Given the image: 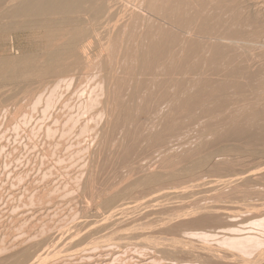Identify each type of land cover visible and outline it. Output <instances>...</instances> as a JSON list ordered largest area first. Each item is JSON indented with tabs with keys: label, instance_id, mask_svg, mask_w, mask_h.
Listing matches in <instances>:
<instances>
[{
	"label": "bare ground",
	"instance_id": "bare-ground-1",
	"mask_svg": "<svg viewBox=\"0 0 264 264\" xmlns=\"http://www.w3.org/2000/svg\"><path fill=\"white\" fill-rule=\"evenodd\" d=\"M3 35L10 36L9 41L12 43V45L14 44V39L20 36L26 45V49H25L26 51H24V53H22L21 55V53H18L20 52L21 49L15 48L13 45L11 47L14 50L16 49L15 51L20 55L18 54L17 56L11 55L9 57L0 56V103H7L11 99L10 97L11 94L8 95L7 94L8 91H6L9 89L10 90L13 89L15 93L19 91V92H23L24 94H27L26 96L34 97L37 93L38 94L47 93V92L50 93V92L56 91L57 89L60 90V88L63 87L64 85H69V86L74 85L75 90L78 89L82 91L85 88L84 84L86 83L87 85V83H90V85H87V86L89 87L92 85L90 87L91 92H89V95L91 94L92 97L89 96L91 97L90 98L91 100L89 103L85 105L84 108L91 109V108L96 107L94 113L92 114V116H90L91 118L94 115H99V116L104 115L105 117H107V120H105L106 121L105 124L104 125L102 124L103 127L102 128L100 127L101 128L99 130L100 132L98 131L97 133V135L100 138L97 137L98 138L97 142L96 141L95 142L97 143L98 146L97 145L96 146L98 148L103 147V146L107 148L106 143H108L107 140L109 138V134L111 133L110 132L111 130L109 131L110 133L108 132V130L113 129V128H117V129L121 128L124 130V132L122 131L124 133L122 137L125 138L123 139L124 141L120 139L122 138L120 137V135L118 138V141L120 142V144L118 145L120 146L121 142L123 141V144L121 146L123 147L122 149H125L123 150L124 154H121L122 155L121 157H123V155L124 157H127L128 155L127 151L129 150V148H132L134 146L133 149H135V145L142 141L143 143H145L146 145L145 147L148 149V150L146 149L148 151V154H150L149 151L151 153L153 152V154L155 153L154 156L156 155L155 158L156 157L158 158L157 159L158 163H155L156 159L152 157L153 154L150 155L152 157L150 158L154 159V163H155L154 166H156L155 168L154 167L151 168L153 165L152 162H151L152 165L150 164L151 167L146 168L144 167L145 165L137 166L139 165V163H137L139 162V160H137V162L135 161L137 165L133 164V166L135 165V168L137 166L138 170L137 168L134 169L133 166L132 167L130 166V167L133 168L132 170H137V173L140 170L139 173L141 174L140 175L138 174L139 176L136 175V178L134 176V179H131L130 176H133V173L136 172V171L134 172L132 171V175L130 176L124 175V177H129L131 180L126 182L125 180L122 179L123 180V183H121L122 187L117 188V189H114V187H110L111 188L110 190L109 185H108V188L106 187V189H109V192L107 190L106 192L105 189L103 191L101 190L102 193L104 192L105 194L103 193L104 196L101 195L103 196L102 199L101 200L99 199L97 201H100L99 202L100 206L98 205L99 206L98 208L100 210V207H101L100 211H102V213H100L99 210L96 213L94 212L95 214L92 212L94 216H92L91 218L90 215H87L88 210L83 211L85 212V214H83L84 216L82 215L83 219L82 220L80 219L81 218V215H80V218H78L77 221L79 219L81 221H79L77 224L75 223V225H73L74 222L73 224H71L72 226H75L74 227L75 229L73 227H70L71 225L68 227V230L69 228L70 229L73 228L74 232L72 229L71 234L68 235L66 233L68 235V238L64 235L66 237V239L63 241L64 244L62 243L64 247L61 246L63 247V249H61V247L59 246L60 250H64L66 247L72 250L76 249V247L81 246V244L84 241L87 240L89 242V239L93 240L95 238L94 236H97L100 241V238H103L104 235H101V236H98V235L100 233L108 231L109 229H110L109 231H112V232H110L109 234L108 233L106 234H108V236L111 235V233L113 234V230L111 229V226H113L114 228V226L118 224L121 225V223L124 222L123 215L125 216L126 214H129V215L132 214L134 216V214L137 211L140 212V210L146 209L144 212V216L142 214L139 216L137 215V216L138 217L143 216V219L141 218L142 221H144L145 217L149 218V216H156L154 217V220L151 217L152 218L151 223H154L156 226L152 224L155 227L154 228L151 227V229L153 228L152 230L148 229L149 232L150 230L152 232L153 230L156 229L158 230L160 234H164V233L170 234L171 233V235L174 236V238L171 236L172 239H167L166 235L164 234L165 238L168 241L166 239H164V241L159 239L160 244L156 243V240H158L157 238H155L156 240L154 239L155 240L154 241V240H151L152 237H149L148 239L151 238L149 242L152 243L150 244L148 241H147L148 243H146L145 241V239L147 240L146 237H142L144 239L143 241L145 244L149 246L153 245L152 247L150 246L154 250L153 252H155L153 254L157 255L158 253H161L164 255L163 258H161V261L168 260L169 262L168 264H182L183 262L187 260L186 261L187 263L190 262V264H193L191 262L195 263V261H191V260L188 261V260L190 258L191 259L194 258V260L198 258L196 260V263L198 264V260L201 258L199 262H201L202 259H204L203 260L204 264H226L228 262L227 259L231 257V255H228V253L233 254L232 251L231 252L227 251L228 253H226V251L223 248V251H225V253L224 252L221 253V251H219L220 247L217 248L216 246V248L218 249L217 250V249H214L215 247L212 248V246L206 247L205 246L206 244L204 246L203 245L200 246L202 242L201 244H198L199 245L198 247H197V244H195L196 246L195 247L194 245H191L193 242L191 243L188 240L184 239L186 236L182 238V233H184V231L187 232V230H185L184 228L185 224H186V229L187 227H189L188 230L190 231L191 227L187 226L189 224L190 225L194 224L193 226L191 225L192 227H195V226L198 227L199 225H203L205 223L210 224V222L211 223L217 222L219 218L223 219L222 221L226 223L225 226H227L229 222L228 227L229 226L235 227L234 224L236 222H239V220H241L238 214H240L242 211L240 213L238 211L241 210V207L243 205L240 206L239 208L240 210L236 211L237 208H234V207H236L237 205L235 206L231 203L233 202V199L236 197L234 198L230 197L232 201L231 199L228 198L230 193H231L230 195L232 196V192L230 193L228 192L229 194L226 192V195L228 194L227 198L229 201H231L230 204L234 206L232 207H233V210L235 209L234 211H236V214L233 213V215L235 216L237 215L236 217H239L238 221L234 219V216L233 218L228 216L227 215L228 211H226V214H225V211H223L222 212L223 214L218 216L219 213L216 212L218 211V209L214 208L215 205L214 206L212 205L213 207H211V205L207 206V204L209 203L207 200H205V202L207 201V204L205 202L200 201V204H199L200 207L198 205V201L195 200V202L197 201V204L195 203L194 204L197 207H199L197 208L198 210L197 213H200V215H203V216H199V218L197 219L193 220L191 218L192 220L190 219L188 220L189 217L193 216L194 214H197V213H193L196 211H191V210H195V209H192L193 204H191L190 205L191 208H189L192 214L189 213L190 211H188V209H187L188 213L183 212L184 214L182 215L176 214L177 216H175L174 218H171L172 216L170 217V216H167L166 214L173 211V210L170 211L169 208L170 207L174 208L173 206H171L173 205V203L171 204V202H174V200L176 199L180 198L181 200L183 199L187 201L189 197H190L189 200H191V197L193 196L195 197V195L198 198L200 196L199 194L201 193L203 197L204 196L206 197V195L203 192L213 193L215 191L214 193L216 194V192L220 190V186L221 187L224 186L223 189L224 188L226 189L225 187L226 185L233 184L232 182L237 180V179L233 180L230 178L228 179L226 174L229 171L226 172V168H225L224 172L226 173L225 176L227 179H222V180L218 179L215 181L214 179L215 177L214 178L210 177L212 181H210L211 180L210 179L208 182H206L205 180H204L205 182L204 181L202 182V180H200L201 179L200 177L201 176L203 177V175H201L203 170L205 168L206 169L211 168L212 166L214 167V164L211 165V161L213 158H216L218 156H220L221 158L222 156H226V157L233 156L234 158V156L235 157L238 156L237 158L242 159L243 156L251 157V158H257V157L264 156V147L262 146L264 145V0H136L132 2H128L126 0H0V38ZM83 92L85 91L83 90ZM18 93L16 96H18ZM61 93L62 92H60V94ZM58 94H55V97L56 96L58 97ZM65 96H66V93H65ZM14 100H16V97ZM35 100L37 101V98ZM52 100H50L51 103H53ZM65 100L63 101L65 102ZM31 101H33V99ZM56 102H57V99H56ZM59 103L61 102L59 101ZM13 104H14V101H13ZM54 104L55 103H53L51 106H53ZM56 105L58 104L56 103ZM99 119H96V120H99ZM103 120H104V117H103ZM63 121L65 120L63 119ZM12 124L10 125L12 126ZM89 124H90L89 127L91 126L92 128H94L93 127L94 123L91 124L90 122ZM195 126L197 127V131L195 130V132H198V134L195 133L196 135L194 134V136L196 137L197 140L199 141L203 140L204 136H207V135L212 136L214 140H211L213 139L212 137L211 139L208 137V139L211 140L210 143H209V140L207 139L208 143L205 144L204 143L206 141V138H205L204 142L202 141V143H199V142L195 143L197 145L194 148L188 149L187 147L188 145H186L187 149L183 148L184 151L175 150V149H178L183 144L185 146V142L187 140L186 133L188 131H191L189 129L190 128L192 129ZM142 127H144L145 131L147 130V128H149V132L151 131L152 132L147 133L146 135L145 133L142 134V132H144V130H142L143 129ZM96 129H98V126ZM113 130H112V133H113ZM95 132L97 131L95 130ZM116 134H118V132ZM97 135L95 134V136ZM43 137H44V134H43ZM115 137L117 136L115 135ZM195 137H192V139L194 138L195 140ZM194 140H191V141H194ZM238 141L243 142V143L245 142V143L241 146L239 145ZM258 142H261L263 144L261 145V143H258ZM190 143L192 146L194 145V143L192 142ZM256 143L258 145L260 144L262 147H257ZM118 145L117 147H119ZM140 146L141 145L139 144V146H136V147H139V149L140 148L142 149V147ZM253 146H256L257 148ZM114 147L116 148V146ZM120 149L121 147L119 148V151ZM137 149L138 148H136L135 150L137 151ZM110 150L111 148L108 150V152ZM131 151L129 150V152ZM177 151H179V153ZM116 152L117 151H114L115 154L113 155L115 157H116ZM97 153L98 152L96 151L92 153L93 155L91 156L90 163L93 164L95 162L94 158L97 157L96 156ZM120 153H122V151H120ZM134 154H132V157ZM145 154H147L146 151H145ZM129 155L131 154L129 153ZM98 157L96 159H98ZM130 158L127 160V162L125 160L126 158L125 159L122 158L125 160L122 165L129 166L128 164L132 161L131 160L129 162ZM237 158L235 162H237ZM249 159L250 158H248V160ZM118 160L119 159H117V161L115 162H117V164H119L118 166L120 167V163H118L119 162ZM133 160H136V159H133ZM86 161H89V160L87 159ZM121 161L123 162V160ZM146 161L149 162L148 160ZM216 161L217 159H215L214 163H216ZM220 161H221V164L224 162V160L223 161L220 160ZM238 161L240 162V160ZM243 161L244 163H246L245 160ZM249 161H247V163ZM217 162L219 163V161ZM252 163H254V161ZM220 166L219 167L215 166L216 167L215 170L217 168H220L221 170ZM250 166H251V162H250ZM213 167L211 169H213ZM230 167L228 168L231 170ZM256 167L254 168L258 169L256 170L257 172H260V174L263 173L259 171V168H256ZM131 168H129V171L131 170ZM251 169L252 168H250L249 170ZM233 170L234 168H232V171ZM249 170L247 169V171ZM210 171H207V173H203V174H208L209 176ZM216 171H219V170H216ZM213 172L211 174H213ZM224 172H220L221 176H223L222 174ZM137 173H134V174H137ZM220 173H219V176H220ZM236 173L238 172L236 171ZM250 173L251 171L248 174L247 172L246 173L240 172V174L242 175L244 174L243 176L245 177L253 175ZM199 175L201 176L199 177ZM230 175H232V173H230ZM255 176H256V173H255ZM204 177H207V176L205 175ZM204 177L202 179H204ZM254 177L252 176L253 179H256V177L255 178ZM252 178H250V181L253 180ZM262 178L264 177H261L260 180ZM185 179L187 180L192 179V180H189V182L191 181L192 182L194 181V182L193 184L188 182L189 184H191V186H189L186 183L187 181L185 182ZM91 180H92V177H91ZM91 180L90 179L89 181L87 180L84 186L85 189L83 188L84 190H89L91 192V185L93 183ZM182 180H184L186 187L185 185H183L184 182L182 184L184 187L175 186V184L179 183L180 181L182 182ZM242 180L244 181L245 178ZM260 180H258L259 182L258 184H260V182L263 184L264 179H262V181ZM119 181L121 182V180ZM124 181H125V184H124ZM239 181L240 183L243 182V181L241 182V180ZM247 183H244V187L246 186L245 184ZM255 183L257 184V182ZM262 184L260 185L263 188ZM260 185L259 186L257 185V186L260 188ZM240 186L241 185H239V187ZM250 186H251V183H250ZM231 187L228 188L227 186L229 190ZM246 187L245 189L249 190L248 189L249 186L247 188ZM250 188L252 189V186ZM228 189L225 191H229ZM233 190L235 191L234 187H233ZM247 190L244 191L245 194ZM101 191L99 192L100 194H102ZM135 192H140L141 194L142 192L143 193L146 192L145 193L146 195L143 194L144 197L141 196V198L138 199L139 196L137 197V196L132 195ZM99 193L97 194L98 198L100 196ZM140 193H138L137 195H141ZM224 193L225 192L223 190V194ZM233 193L234 195H236L235 192ZM251 193H253L252 195H256V196L257 194L260 195L259 192L257 194H254V192H251ZM251 193H249V195ZM223 194L221 195L223 197H226ZM252 195L250 197L255 198ZM132 196L135 198L137 197V198L133 200ZM205 197L202 200H204ZM208 198H211V197H208ZM227 198H224V199L228 201ZM237 198L234 200H237ZM252 198L246 197L245 199L246 200L249 199L250 201V199ZM260 198L258 199L260 200ZM218 199L220 200V198ZM224 199H222L223 202H224ZM258 199H257V203H259ZM189 200L188 202H190ZM168 201L170 203H168ZM192 201L193 200H191V202ZM211 201L210 203H213V204L217 203V202L214 203L213 201L212 202ZM226 201L225 203L226 205H228ZM188 202H185V204L187 203L186 205L189 206ZM201 202L203 206H204L203 203H205L206 206L201 207L202 206ZM223 202L221 201V204ZM263 202L264 201L262 200V203ZM235 203L236 201H234V204ZM183 204H184V201H183ZM263 204H261L260 202V205L264 207ZM196 206H193V207H196ZM247 206H248V211H249L251 205L248 204ZM247 206L245 207L247 208ZM180 207L181 206H179V203H178V208ZM183 207L185 209V206ZM167 208L169 212L165 214L166 216L163 214L164 217L163 216L161 217L162 212L165 213L164 211H166ZM216 208H221V207L219 206ZM243 208L244 207H242V209ZM184 209H179L180 211L177 210L178 212L175 211L173 214L179 213V212H180L179 214H181L182 213L181 211L186 210ZM214 209L216 211H214ZM226 209L227 208H225V210ZM257 210H254V211L257 212ZM259 210L264 211L263 208L261 209L259 208ZM252 213L254 212H251V215L249 216L247 215V216L248 217L252 216ZM171 214L172 212L170 213V215ZM209 214L213 215V217L209 218L208 217ZM133 216L129 218H133ZM252 217L253 219H256L254 217H258V216H252ZM262 217H263V214H262ZM129 218L127 220H129ZM211 218H214L213 221L210 220ZM229 218L234 219L236 222L234 221L235 223L233 224V222L231 221L233 225H230ZM145 219L146 220L143 223H145V226H146L148 222L150 223V219L149 221L147 220V218ZM152 220L154 222H152ZM178 220L182 222H179ZM132 221L135 222L136 217H135V220L133 219L130 221L131 222L130 224H133ZM137 223L138 225L136 223H134V225L136 224L137 226H139L140 225L139 220ZM224 223L222 225H224ZM195 224L197 225L199 224V225L197 226ZM215 224L213 225V227L217 228ZM244 224L245 223L242 224L241 222V225H244ZM237 225L239 224L236 223V226ZM128 226H131V225H129L128 223ZM128 226H127V230H128ZM137 226H135V228H137ZM117 227H123V226L118 225ZM140 227L141 229H137V230L142 231L144 229V224H143V227L142 225ZM209 227L211 228L212 226H209ZM218 227H220V225ZM65 228L67 229V227ZM202 228L203 227L201 226V229ZM210 228H207V229L209 230ZM117 229L115 232L119 233ZM194 229L191 228L192 231ZM203 229H205V227ZM225 229L226 227H224V230ZM231 229L233 230L234 228H231ZM121 230L122 229H120V232ZM132 230L133 232L135 231V229H132ZM200 230L199 232H201ZM211 230L212 228L210 229V232ZM220 230H221L220 233L217 232L219 235L218 234L216 235V233H212V232L211 234L221 237L220 243L222 245H225L227 248H229V250L231 249V250H235L241 253L242 255H244V257L245 255L248 256V254H249V257L250 255L255 257V255L252 254L253 252L251 254L249 253V250L251 249L254 251V253H256V251L253 248L257 245H261L262 243V242L260 243V240H257V236L256 238L253 237V235L257 232H255L253 235H250V232H253L250 230H253V229L249 228L250 232L248 231L247 234L241 233L242 235L236 234L237 236L235 237L234 235L229 237L230 235L226 236L228 233H226L224 230L222 231V228ZM226 230L230 231L228 230V228ZM235 230H236V227H235ZM242 230L239 229V233ZM204 231H206V229ZM127 232L128 231H126V234ZM131 232H129V234H131ZM140 232L137 234L133 233L135 234L133 235L134 238L135 236L138 238L136 239V240H139L138 243H140L141 241V237L139 239L138 236H142L141 233H143L144 230L143 232L141 233ZM145 233H146V230H145ZM145 233L143 234L145 235ZM48 235L49 233L47 234V237ZM156 235L158 237L161 236L159 234H156ZM176 235L179 238L178 237L176 238L175 237ZM108 236L106 238H108ZM151 236L156 237L153 234ZM55 237H58V233H57V236ZM119 237L121 238L120 240L123 239V236H119ZM258 237H261V235ZM48 238L41 241L38 237V239L40 240V242L36 241L38 243L36 242L33 243L31 241L32 242L31 244L29 242L30 245L27 244L28 246L24 248L18 247L16 250L14 249L10 255L7 252L6 256L4 257L3 256L4 254H3L2 256H0L2 257L0 258V264H43L42 263L43 261L45 263V258L47 261V255L49 257V252L47 251L48 248L47 250H46V247L44 249V246L50 239H54V237L52 235V238H50L49 240ZM129 238L126 240H129ZM162 238L164 237L162 236L161 239ZM95 239L94 241H97V239L96 240ZM110 239L112 240L114 239V237H111ZM114 240L119 241L118 236ZM161 241L165 242L166 244L165 243L161 244ZM56 242L59 243L60 240L55 241L54 243ZM54 243L53 245H55ZM132 244H135V243H132ZM53 245L51 244V246ZM261 246H264V245H261ZM52 249H53L52 247L51 249L49 248V250L53 252L54 250ZM146 249H149V248L146 247ZM67 250L65 249L64 251H67ZM64 251H62V253H64ZM138 251L139 250H137V252ZM77 252H76V255H77ZM87 253H91V252L87 251ZM239 253L238 254L236 253V255L239 256L240 255ZM54 254H56V252ZM110 254H112V252ZM85 255L88 256L90 259L89 255L87 254ZM85 255H83L84 258L86 257ZM236 255L234 253V255H232L233 258H230V260L232 261L233 259L234 261V258H235L236 259L235 261L237 262V257H234ZM51 256L49 258H51ZM151 256L153 257L152 253H151ZM151 256L148 257V262L151 261L149 260V258H152ZM76 258L79 259L78 257ZM92 258L93 257H91V259ZM158 258L156 259L158 260ZM245 258L243 257L240 258V259H243V261L239 259L238 260L241 262H244V264H258L259 262L262 264L261 261L264 260V249L262 248L260 250L256 258H252V259H255L253 262L249 261V258H247L248 259L247 260L248 263H247L245 262L246 260L244 261ZM59 259H62V258H59ZM72 259H69V262H72V261L75 262ZM106 259H104V261ZM144 259H142L143 261L141 262H144ZM96 260H93V261L95 262ZM98 260L100 262L101 261L103 262L102 259L101 260L98 259ZM117 260H120V259H118L117 257ZM230 260H229L230 262L229 264H232ZM79 261L82 262L83 260L80 259ZM89 261L88 263L91 264V262ZM154 262L156 264V261ZM104 263L105 262H103V264ZM132 263H134V261H132ZM157 263L159 264V262ZM161 264L163 263L161 262ZM201 264H203V262H201Z\"/></svg>",
	"mask_w": 264,
	"mask_h": 264
},
{
	"label": "rangeland",
	"instance_id": "rangeland-1",
	"mask_svg": "<svg viewBox=\"0 0 264 264\" xmlns=\"http://www.w3.org/2000/svg\"><path fill=\"white\" fill-rule=\"evenodd\" d=\"M126 1H128V2H132V1H136V0H126ZM16 35V34H15ZM8 36V37H7ZM3 35V36H1V40H0V56H4V57H9V56H17V54L18 53H21V55H22V53H24V51H26L25 49H26V45H25V43H24V41H23V39L20 37V36H18L16 39H14V47L15 48H20L21 50H20V52H16L11 46H13L12 45V43L9 41V35ZM4 37V38H3ZM3 38V39H2ZM11 43V44H10ZM21 46V47H20ZM10 47H11V49H10ZM24 49V50H23ZM13 53H12V52ZM9 52V53H8ZM15 52V53H14ZM11 53V54H10ZM18 55H20V54H18ZM87 85H90V83H87ZM86 85V83L84 84V86H85V88L83 89L85 92H83V90L82 91H80V90H75V87H74V85H64L63 87H61L60 88V90L59 89H57L56 91H54V92H47V93H41V94H36L34 97H35V99L37 98V101L34 99V97L32 96V97H30V96H26L27 94H24L23 92H19V91H17V93H18V96H16L17 95V93H15L14 91H13V89H9V90H6V91H8L7 92V94L8 95H10L11 94V101L9 100L7 103H0V256H2L3 254V256L5 257L6 256V253L8 252V254L10 255L12 252H13V250L15 249H17L18 247L20 248H24V247H27L28 245H30L32 242L33 243H35L36 241H38V242H40V240L42 241V240H44V239H47L48 237V240L50 239V238H52V235H53V237H54V239H50L47 243H46V245L44 246V249H45V247H46V250H47V248H48V252H49V257L51 256V254L53 253H55L56 252V254H54V255H56V256H54L53 254H52V256H51V258H49L48 257V255H47V261H46V258H45V263H44V261L42 262L43 264H51L52 263V261H53V263L52 264H58V262H59V264H86V262H87V264H90V263H88V261L89 262H91V264H103V262H105L104 264H134L135 262V264H155V262L154 261H156V264H158L157 262H159V264H161V262L163 263V264H168L169 262H168V260H162L161 261V258H163V254H161V253H158L159 255L161 254L162 255V257H161V255L159 256L157 253V255H155V254H153V253H155V252H153L154 250L151 248L153 245H147V244H145L144 243V239L142 238V237H146L147 238V240L145 239V241H146V243H148L149 242V240L151 239H148L149 237H152V239L151 240H154L155 238H157L158 240H156V243H159L160 244V240H162V241H164V239H166L165 238V236H164V234H160L159 232H158V230H153L152 232H151V230L156 226L154 223H151V219L153 218V220H154V217H156V216H149V218L148 217H145V218H147V220L149 221V219H150V223L148 222L147 224L149 225V227H148V225L146 224V226H145V223H143V222H145V218H144V221H142V219H143V216H144V212H145V210L146 209H142V210H140V212L139 211H137L135 214H134V216L136 217V221L134 222V221H132V223L133 224H130L131 222V220H135V217L132 215V214H130V215H132L133 216V218H129V217H132V216H130L129 214H126L125 216L123 215V221L124 222H122L121 223V225L120 224H118L119 226H123V227H117L118 225H116V226H114V228H113V226H111V229L113 230V234L111 233V235H109L108 236V234L110 233V232H112V231H105V232H103V233H100L98 236H101V235H104V237L103 238H100V241H99V238L97 237V236H94L96 239H97V241H94V239L93 240H91V239H89V242L86 240V241H84L82 244H81V246H83V247H81V246H79V247H76V249H68V247H66L65 249L67 250H70V251H64V250H60V247L61 246H63V244H64V240L66 239V237L68 238V235L69 234H71V231H72V229L75 227V226H72L71 224H73V222H74V224L73 225H75V223L77 224L79 221H81L82 219H83V217H82V215L83 214H85V212H83V211H85V210H88L87 211V215H90V217L92 218V216H94V214L96 213V212H98V210H99V202L100 201H97V200H101L102 199V197L104 196L103 195V193H102V191L105 189V191L107 190L108 192H109V189L111 190V188L110 187H114V189H117V188H120V187H122V184L121 183H123V180H125L126 182L127 181H129V180H131V179H134V176H135V178H136V175L137 176H139L141 173H139V171H138V173H137V170H138V168H137V166H144V167H151V165H152V167L151 168H155L156 166H154V164L155 163H158V158L156 157L155 158V156H154V154H153V152L151 153L150 151H149V153L150 154H148V149L145 147L146 145H145V143H143L142 141L141 142H139L138 144H136L135 145V149L136 148H138L137 149V151L135 150V149H133L134 148V146L132 147V148H129V150L131 151H136V152H129V150L127 151V153H128V155H127V157H124V155H123V157H121L122 155L121 154H124V152H123V150H125V149H122L123 147L121 146L122 144H123V139H125L124 137H122V135L124 134L123 132H124V130L123 129H121V128H113V129H109L108 130V132L110 133L109 134V138H108V140H107V142L108 143H106V146H107V148L106 147H100V148H98L97 146V137H99L98 135H97V133H98V131L103 127V125L105 124V120H107V117H105L104 115H94L92 118L90 117V116H92V114L94 113V111H95V109H96V107H94V108H91V109H85L84 107H85V105L87 104V103H89L90 102V98L92 97V95L90 94L89 95V92H91L90 91V87L92 86H87ZM66 86V87H65ZM69 86V87H68ZM83 86V87H84ZM71 87H72V89H71ZM89 88V89H88ZM63 89H64V91H63ZM67 89V90H66ZM70 89V90H69ZM73 89H74V91H73ZM89 90V91H88ZM10 91V92H9ZM58 91V92H57ZM76 91H77V93H76ZM86 91H88V92H86ZM14 94H12V93ZM60 92H62L61 94H60ZM71 92V93H70ZM83 92V93H82ZM58 94V97L56 96L55 97V94ZM65 93H66V96H65ZM68 93H69V95H68ZM23 96H21V95ZM50 94V95H49ZM51 94H52V96H51ZM76 94V95H75ZM78 94V95H77ZM37 95H38V97H37ZM40 95V96H39ZM48 95V96H47ZM60 95V96H59ZM47 96V97H46ZM64 96V97H63ZM72 96V97H71ZM76 96V97H75ZM89 96H91V97H89ZM12 97H13V99H12ZM15 97H16V100H14L15 99ZM19 97V98H18ZM29 97V98H28ZM41 97V98H40ZM51 97V98H50ZM63 99H62V98ZM70 99H69V98ZM27 98H28V100H27ZM72 98H73V100H72ZM77 98V99H76ZM33 99V101H31ZM39 99V100H38ZM44 99H45V101H44ZM48 99H49V101H48ZM53 99V100H52ZM56 99H57V102H56ZM59 99V100H58ZM65 99H67V100H65ZM75 99V100H74ZM47 100V101H46ZM50 100H52L53 101V103H55L54 105H55V107H54V105L53 106H51L53 103H51V101ZM62 100V101H61ZM63 100H65V102L63 101ZM70 100V101H69ZM13 101H14V104H13ZM35 101V102H34ZM55 101V102H54ZM59 101L61 102V103H59ZM66 101H67V103H66ZM24 102V103H23ZM43 102V103H42ZM63 102V103H62ZM86 102V103H85ZM31 103V104H30ZM33 103V104H32ZM45 103V104H44ZM49 103V104H48ZM56 103L58 104V105H60V106H58V105H56ZM72 103V104H71ZM79 103V104H78ZM1 104H2V106H1ZM21 104V105H20ZM28 104V105H27ZM62 104V105H61ZM65 104H67V105H65ZM13 105V106H12ZM17 105V106H16ZM31 105V106H30ZM44 105V106H43ZM46 105V106H45ZM64 105V106H63ZM76 105V106H75ZM16 106V107H15ZM48 106V107H47ZM50 106V107H49ZM4 108V109H3ZM44 108V109H43ZM84 108V109H83ZM3 109V110H2ZM37 109V110H36ZM56 109V110H55ZM57 109H58V111H57ZM64 109V110H63ZM12 110V111H11ZM47 110V111H46ZM53 110V111H52ZM81 110V111H80ZM14 111V112H13ZM51 111V112H50ZM75 111V112H74ZM2 112V113H1ZM17 114H16V113ZM54 112V113H53ZM13 113V114H12ZM20 113V114H19ZM4 114V115H3ZM39 114V115H38ZM61 114V115H60ZM83 114V115H82ZM2 115V116H1ZM15 115V116H14ZM69 115V116H68ZM87 117H86V116ZM7 116V117H6ZM19 116V117H18ZM54 116H55V118H54ZM67 116V117H66ZM86 118H84V117ZM96 116H98V117H96ZM38 117V118H37ZM47 117V118H46ZM75 117V118H74ZM96 117V118H95ZM103 117H104V120H103ZM46 118V119H45ZM52 118V119H51ZM73 118V119H72ZM91 118V119H90ZM100 118V119H99ZM11 119V120H10ZM63 119L65 120V121H63ZM96 119H99V120H96ZM17 120V121H16ZM56 120V121H55ZM60 120V121H59ZM62 120V121H61ZM79 120V121H78ZM84 120H85V122H84ZM88 120V121H87ZM93 120V121H92ZM8 121H9V123H8ZM34 121V122H33ZM51 121V122H50ZM27 122V123H26ZM91 122V124H93V127L94 128H92L91 126L89 127V123ZM13 123V124H12ZM48 123V124H47ZM97 123V124H96ZM101 123V124H100ZM5 124H7V125H5ZM10 124H12V126L10 125ZM41 124V125H40ZM70 124V125H69ZM100 126H99V125ZM103 124V125H102ZM23 125V126H22ZM38 125H39V127H38ZM46 125V126H45ZM83 125V126H82ZM102 125V126H101ZM66 126V127H65ZM97 126H98V129H96L97 128ZM5 127H6V129H5ZM37 127V128H36ZM52 127V128H51ZM82 127V128H81ZM88 127V128H87ZM96 127V128H95ZM101 127V128H100ZM198 127H200V126H198ZM50 128V129H49ZM80 128V129H79ZM90 128V129H89ZM143 129L142 130H144V127H142ZM3 129V130H2ZM32 129V130H31ZM33 129H35V130H33ZM46 131H45V130ZM58 129V130H57ZM146 129V128H145ZM37 130H38V132H37ZM40 130V131H39ZM54 130V131H53ZM62 130V131H61ZM65 130V131H64ZM69 130V131H68ZM95 130L97 131V132H95ZM112 130H113V133H112ZM117 130V131H116ZM121 132H120V131ZM189 130H191V131H188L187 133H186V138H187V140H186V142H185V146H184V144L182 145V146H180L178 149H175V150H181V151H184V149H187V147H188V149H190V148H194V147H196V145L197 144H195V143H197V142H199V143H202V141L204 142V139L206 138V141L204 142L205 144L206 143H208L207 141L209 140L208 139V137L211 139V137L212 136H204V139H203V137H202V139L203 140H197L196 139V137L194 136V134L195 133H197L198 134V132H195V130L197 131V127L195 126L194 128H190ZM3 131H4V133H3ZM34 131V132H33ZM45 131V132H44ZM116 131V132H115ZM123 131V132H122ZM192 131H194V132H192ZM33 132V133H32ZM50 132V133H49ZM58 132H59V134H58ZM61 132V133H60ZM83 132V133H82ZM100 132V131H99ZM115 132V133H114ZM118 132V134H116ZM152 132V131H151ZM151 132H149V128H147V130L145 131L144 130V132H142V134H144L145 133V135L147 134V133H151ZM63 133V134H62ZM120 133H122V134H120ZM191 133V134H190ZM39 134V135H38ZM43 134H44V137H43ZM95 134L97 135V136H95ZM100 134V133H99ZM111 134H113V135H111ZM189 136H188V135ZM38 135V136H37ZM81 135V136H80ZM115 135L117 136V137H115ZM119 135H120V137H122V138H120L121 140H123L122 142H121V145L119 146L118 144H120V142L118 141V138H119ZM196 135V134H195ZM52 136V137H51ZM57 136V137H56ZM86 136V137H85ZM94 136H95V138H94ZM195 137V140H194V138L192 139V137ZM41 137V138H40ZM70 137V138H69ZM88 137V138H87ZM112 137V138H111ZM47 138V139H46ZM100 138V137H99ZM213 138V137H212ZM110 139V140H109ZM114 139V140H113ZM208 139V140H207ZM71 140V141H70ZM73 140V141H72ZM76 140V141H75ZM84 140V141H83ZM94 140V141H93ZM191 140H194V141H191ZM211 140H214V138L213 139H211ZM211 140H209V143H210V141ZM46 141V142H45ZM62 141V142H61ZM79 141V142H78ZM96 141V142H95ZM113 141V142H112ZM118 143H117V142ZM188 141H190V142H192V143H194V145L192 146L191 145V143L190 142H188ZM60 142V143H59ZM64 142V143H63ZM213 142V141H212ZM211 142V143H212ZM62 143V144H61ZM71 143V144H70ZM82 143V144H81ZM88 143V144H87ZM113 143V144H112ZM187 143V144H186ZM189 143H190V145H189ZM203 143V144H204ZM238 143H239V145H243L244 143L243 142H239L238 141ZM258 143H261V142H258ZM38 144V145H37ZM51 146H50V145ZM110 144V145H109ZM139 144L141 145L140 147H142V149L140 148L139 149V147H136V146H139ZM144 144V145H143ZM263 143H261V145H262ZM40 145V146H39ZM97 145V146H96ZM117 145L119 146V147H117ZM143 145V146H142ZM186 145H188L187 147H186ZM260 144L258 145L257 143H256V146L257 147H264V145H262L261 146ZM44 146V147H43ZM50 146V147H49ZM53 146V147H52ZM113 148H112V147ZM114 146H116V148L114 147ZM256 146H253V147H255V148H257ZM82 147V148H81ZM97 147V148H96ZM111 148V150L112 149H114V150H110L109 152H108V150ZM121 147V149H120V151H122V153H120V151H119V148ZM62 148V149H61ZM95 148V149H94ZM109 148V149H108ZM145 150H144V149ZM183 150H182V149ZM76 149V150H75ZM82 149V150H81ZM84 149V150H83ZM85 149H87V150H85ZM98 149H99V151H98ZM116 149V150H115ZM147 149V150H146ZM46 150V151H45ZM63 150V151H62ZM91 150V151H90ZM93 150V151H92ZM103 150H105V151H103ZM144 150V151H143ZM50 151H52V152H50ZM54 151V152H53ZM73 151V152H72ZM98 152L97 153V157H98V159H96V158H94V161L96 162V164H95V162L92 164V163H90V159H91V156L93 155L92 153H94V152ZM114 151H117L116 152V157L115 156H113L115 153H114ZM145 151H146V153L148 154H145ZM179 151H177L178 153H179ZM47 152H48V154H47ZM56 152V153H55ZM60 152V153H59ZM70 152V153H69ZM72 152V153H71ZM91 152V153H90ZM105 152V153H104ZM176 152V151H175ZM59 153V154H58ZM117 153H119V154H117ZM129 153L131 154V155H129ZM135 153V154H134ZM136 153H137V155H136ZM181 153V152H180ZM102 154V155H101ZM104 154H105V156H104ZM114 157H112L111 155ZM132 154H134L133 155V157H132ZM153 154V155H152ZM64 155V156H63ZM70 155V156H69ZM86 155V156H85ZM118 155V156H117ZM147 155V156H146ZM150 155H152V157H154L156 160H155V163H154V159H151L152 157L150 156ZM42 156H43V158H42ZM120 156V157H119ZM129 156V157H128ZM140 157V158H138V157ZM66 157V158H65ZM68 157V158H67ZM130 157H132V158H130ZM151 157V158H150ZM238 156H234V158H233V156H229V157H226V156H222V158L220 157V156H218V157H216V158H213L212 159V161H211V165H213L214 164V167H213V169H211V168H205L204 170H203V172H202V174L201 175H203V177L206 175L207 177H204V179H202L203 177L201 176V175H199V177L201 178L200 180H202V182L205 180L206 182H208L211 178L210 177H212V178H214L215 179V181L216 180H218V179H220V180H222V179H237L236 181H234V182H232L233 184H230L231 186L232 185H234V186H230V185H226L225 187H226V189L224 188L223 189V187L224 186H220V193H219V191H217L216 192V194L213 192H203L205 195H206V197H205V199L204 200H202L204 197L201 195V194H199L198 196L201 198H197V196L195 195V197L197 198H195L194 196L193 197H191V200H193L192 202H191V200H189L190 199V197L188 198V200L190 201V202H188V200L187 201H185V200H181L180 198L179 199H176V200H174V199H172V200H174V202H171V204L173 203V205H171V206H173L174 208H172V207H170L169 209H170V211L171 210H173V211H171L172 212V214L176 211V212H178V211H180L179 209H184V207L183 206H185V211H181L182 213L181 214H179V213H175V214H171L170 215V213H168L169 211H168V208L166 209V211H164L165 213H163L162 212V215H161V217L163 216V214L165 215L166 213H168V214H166L167 216H172L171 218H174L175 216H177V215H182V214H184L183 212H187L188 213V211H190L189 210V208H191V204H193V206H196L195 204H197V201H198V205L200 204V201H202V202H205V200H207L209 203V205L207 204V201L205 202L206 204H207V206H210L211 205V207H213L214 205V208L215 209H218V211H216L215 209H214V211H216V212H218L219 213V215L218 216H220V215H222L223 213V211H225V214H226V211H228V216H230V217H232L233 218V216H234V219L236 220V221H238V219H239V217H240V219L241 220H239V222H236L234 219H230L229 218V220H230V225H233L235 222L237 223V224H239V225H237L236 226V223L234 224L235 225V227H236V230H235V227H232V226H229L228 227V224H229V222H228V224H227V226H225L226 225V223H224V221H222L223 219H218V223L217 222H210V224H212V225H210L209 223H205V224H203V225H197V224H195V225H197L198 227H192L190 224L189 225H187V226H190L192 229H194L193 231L191 230V228H190V231L188 230V228L189 227H187V229H186V224H185V230H187V232L186 231H184V233H186V234H184V233H182V238L183 237H185L184 239H186V240H188L189 242H193L191 245H194L195 246V244H197V247L199 246L198 244H201V242H202V244L200 245V246H204L205 244V246L206 247H210V246H212V248L213 247H215L214 249H217V248H219L220 250L219 251H221V253H225V251H226V253H228L229 251L231 252H233V254H231V253H228V255H231V257L230 258H233L232 257V255H234V253H235V255H236V253L238 254L239 252H237V251H235V250H229V248H227L225 245H222L221 243H220V238L221 237H219V236H215L214 234H211V232L212 233H216V235L218 234V233H220L221 232V228H222V231L224 230V227H226V229L228 228V230H230V231H227L226 229L224 230L226 233H228L226 236H229V237H231V236H233L234 235V237L235 236H237V235H239V234H247L248 233V231H249V228L250 229H253V230H250V231H253V232H250V235H253L255 232H257V233H255L254 235H253V237H255L256 238V236H257V240H260V243H261V245H264L263 243H264V241H262V240H264L263 238H264V222H263V220H264V211H263V213H262V211H260L259 210V208L261 209V208H263L264 209V207L262 206V205H260V202H261V204H263L262 203V200L264 201V180H263V184L260 182V184H262L263 185V188H262V186L260 185V184H258L259 182H258V180H260V178L261 177H264V169H262V168H264L263 166V162H264V156L262 157H257V158H251V157H242V159L241 158H237ZM104 158V159H103ZM122 158H126L125 160H126V162H127V160L130 158V160H129V164L128 163H126V164H128L129 166H125V165H122L123 163H124V159H122ZM236 158H237V162H235L236 161ZM245 158V159H244ZM248 158H250L249 160H248ZM67 159V160H66ZM88 159L89 161H86V160ZM96 159V160H95ZM115 159V160H114ZM117 159H119L118 161V163H120V167L118 166L119 164H117V162H115V161H117ZM133 159H136V160H133ZM141 159V160H140ZM215 159H217V161H219V163L216 161V163H214V161H215ZM229 159V160H228ZM262 159V160H261ZM121 160H123V162L121 161ZM137 160H139V162H137ZM146 160H148L149 162H147ZM151 160H153V161H151ZM220 160H224V162L221 164V161ZM226 160V161H225ZM231 160V161H230ZM238 160H240V162L238 161ZM243 160H245L246 161V163H244V161ZM134 161V162H133ZM139 163V165H137V163ZM143 161V162H142ZM157 161V162H156ZM234 161V162H233ZM247 161H249L248 163H247ZM254 161V163H252ZM147 162V163H146ZM151 162H152V164H151ZM250 162H251V166H250ZM257 164H256V163ZM106 163V164H105ZM110 163V164H109ZM146 163V164H145ZM149 163V164H148ZM226 163H228V164H226ZM234 165V167H233V165ZM237 163H239V164H237ZM242 163H244V164H242ZM259 163V164H258ZM260 163H261V165H260ZM133 164H135V165H137L136 166V168H137V170H132L133 168L134 169H136L135 168V165L133 166ZM151 164V165H150ZM220 164H221V166H220ZM231 164V165H230ZM247 164V165H246ZM248 164H249V166H248ZM149 165V166H148ZM223 165V166H222ZM246 165V166H245ZM255 165V166H254ZM258 165V166H257ZM112 166V167H111ZM133 166V168H131V167ZM215 166H220L221 167V170H223V171H221L220 170V168H217L216 170H219V171H216L215 170ZM226 166V167H225ZM231 166V167H230ZM243 166H245L246 167V169H245V167H243ZM249 168H248V167ZM253 166V167H252ZM257 166V167H256ZM90 167V168H89ZM114 167V168H113ZM122 167H123V169H122ZM124 167H125V169H124ZM131 168V170L129 171V168ZM228 167H230L231 168V170L228 168ZM254 167H256V168H259V171H261V172H263V173H261L260 174V172H257L256 170H258V169H255ZM262 167V168H261ZM93 168H94V170H93ZM127 168H128V170H127ZM225 168H226V172L227 171H229V172H227V174L224 172L225 171ZM228 168V169H227ZM232 168H234V170L233 171H235V172H233L232 171ZM250 168H252L251 170H249ZM253 168H254V170H253ZM242 169H243V171H242ZM247 169L249 170V171H247ZM261 169V170H260ZM210 170H212V171H210ZM245 170V171H244ZM253 170V171H252ZM91 171V172H90ZM125 171V172H124ZM132 171L134 172V171H136V172H134V173H137V174H134L133 173V176H130V175H132ZM205 171V172H204ZM207 171H210L209 172V176H208V174H203V173H207ZM214 171V172H213ZM218 173H216V172ZM232 171V172H231ZM236 171L238 172V173H236ZM251 171V173L250 174H253L252 176L254 177L255 176V173H256V179H253L252 178V176L250 177V176H247V177H249V178H247V177H245V176H243L242 174H240V172H247V174L249 173ZM254 171H256V172H254ZM112 172V173H111ZM114 172V173H113ZM129 172V173H128ZM213 172V174H211ZM220 172H224L222 175L223 176H221V173ZM102 173H103V175H102ZM131 173V174H130ZM217 174L218 176H219V173H220V176L218 177L217 175H215V174ZM230 173H232V175L234 176H232V175H230ZM236 173V174H235ZM259 173V174H258ZM91 174V175H90ZM105 174H107V175H105ZM129 174V175H128ZM139 174V175H138ZM211 174V175H210ZM225 174H226V176H227V178H226V176H225ZM240 174V175H239ZM102 175V176H101ZM105 175V176H104ZM124 175L125 176H130L131 177V179L129 178V177H124ZM215 175V176H214ZM241 177H239V176ZM246 175V174H245ZM118 176V177H117ZM121 176V177H120ZM229 176V177H228ZM231 176V177H230ZM261 176V177H260ZM83 177V178H82ZM85 177V178H84ZM91 177H92V180H91ZM208 177H209V179H208ZM220 177H222V178H220ZM225 177V178H224ZM245 178V180L243 181L242 179H244ZM254 177V178H255ZM260 177V178H259ZM207 178V179H206ZM250 178H252L253 180H255V181H253V180H251L250 181ZM69 179V180H68ZM89 179L93 182L92 183V185H91V192L89 191V190H84L85 189V184H86V182H87V180L89 181ZM111 179V180H110ZM116 179V180H115ZM123 179V180H122ZM127 179V180H126ZM188 179V178H187ZM187 179H185V182L189 185V186H191V184H193V182L191 181V182H189V180H192V179H189V180H187ZM249 179V180H248ZM258 179V180H257ZM262 179H264V178H262ZM262 179L260 180V181H262ZM101 180V181H100ZM118 180V181H117ZM119 180H121V182L119 181ZM239 180H241V182L243 181L244 183H247V184H245L247 187L249 186V190H247V189H245V187H244V183L242 182V183H240V181ZM257 180V181H256ZM125 181H124V184H125ZM204 181V182H205ZM210 181H212V179L210 180ZM214 181V180H213ZM239 181V182H238ZM246 181V182H245ZM107 182V183H106ZM183 182H184V180H182V182L180 181L179 183H177V184H175V186H177V187H184L183 185H185V182H184V184H183ZM191 183V184H189V183ZM201 182V181H200ZM255 182H257V184L255 183ZM250 183H251V186H252V189L250 188L251 186H250ZM253 183V184H252ZM117 184H119V185H117ZM123 184V185H124ZM183 184V185H182ZM108 185H109V189H106V187L108 188ZM115 185V186H114ZM121 185V186H120ZM239 185H241L240 187H242V188H240L239 187ZM260 185V188L258 187V186ZM80 186H81V188H80ZM119 186V187H118ZM227 186H228V188L229 187H231L230 188V190L227 188ZM185 187H186V185H185ZM233 187H234V189H235V191L233 190ZM246 187V188H247ZM258 187V188H257ZM84 188V189H83ZM222 188V189H221ZM254 188V189H253ZM256 188V189H255ZM81 189V190H80ZM96 189V190H95ZM113 189V188H112ZM229 190V191H225V190ZM233 191H232V190ZM250 189H251V191H250ZM102 190V191H101ZM223 190H224V194H223ZM242 190V191H241ZM245 190H247L249 193H251V192H254V194H257L258 192H259V194L260 195H258L257 194V196H259V197H257L256 195H252L253 193H251L250 195H249V193L246 191V194H245ZM253 190V191H252ZM258 190V191H257ZM80 191V192H79ZM101 191V193L102 194H100L99 192ZM106 191V192H107ZM256 191V192H255ZM89 194H87V193ZM96 192V193H95ZM141 192V191H140ZM140 192H135L134 194H132V195H134V196H139L138 197V199L139 198H141V196L142 197H144L143 196V194L144 195H146L145 193H143L142 192V194L140 193ZM226 192L228 193H230V192H232V196L229 194V196H228V198L229 199H231L230 197H232V198H234V197H238L237 198V200H234V199H236V198H234L233 199V202H231L232 201V199H231V201H229L228 200V198H227V195H226ZM233 192H235V194L236 195H234V193ZM244 192V193H243ZM85 193V194H84ZM100 194V196H99V198L97 197L98 195L97 194ZM138 193H140L141 195H137ZM243 193V194H242ZM83 194V195H82ZM94 194V195H93ZM105 194V193H104ZM136 194V195H135ZM203 194V195H204ZM221 194H223V195H225L226 197H223ZM245 194V195H244ZM249 195V197H248V195ZM87 195V196H86ZM96 195V196H95ZM101 195H103V196H101ZM207 195H208V197H211V198H208L207 197ZM210 195H212V196H210ZM218 197L219 195V197L218 198H220V200L216 197V196ZM234 195V196H233ZM247 195V196H246ZM254 196L255 198H260V200L258 199V201H259V203H257V199H255V198H252V197H250V196ZM69 196V197H68ZM214 196V197H213ZM247 198H252V199H250V201H249V199L248 200H246L245 198L246 197ZM36 197V198H35ZM67 197V198H66ZM94 197V198H93ZM136 197V198H137ZM221 197H223V198H221ZM243 197H244V199H243ZM96 198V199H95ZM98 198V199H97ZM135 197H133L132 196V199L133 200H135L136 199ZM215 200H214V199ZM224 198H227V200L229 201H226ZM33 199H35V200H33ZM67 199V200H66ZM131 199V198H130ZM186 199V198H185ZM199 199V200H198ZM213 199V200H212ZM218 201H217V200ZM222 199H224V202H223V200ZM171 200V201H172ZM178 200H179V202H178ZM195 200H197L196 202H195ZM213 201L214 203L215 202H220V203H218V204H220V205H218L217 203L216 204H213V203H210V201ZM246 200V201H245ZM255 200H256V202H255ZM69 201V202H68ZM175 201H176V203L178 202L179 203V206H181L180 208H178V203L176 204L175 203ZM180 201H181V203H180ZM183 201H184V204H185V202H188L189 203V206L188 205H184L183 204ZM211 201V202H212ZM221 201L223 202L222 204H221ZM225 201L228 203V205H226V203H225ZM234 201H236V203L234 204ZM241 201V202H240ZM245 201V202H244ZM248 201V202H247ZM25 202V203H24ZM202 202H201V205H202ZM230 202L233 204V205H237L236 207H234L232 204H230ZM250 202V203H249ZM34 203V204H33ZM168 203H170L169 201H168ZM195 203V204H194ZM205 203H203L204 204V206L202 205L201 207H205L206 206V204ZM239 203V204H238ZM242 203V204H241ZM248 203L249 205H251V207H250V209H249V211H248V204L246 205V204ZM254 203H256V204H254ZM176 204V205H175ZM180 204H182V205H180ZM224 204V205H223ZM259 204V205H258ZM99 205V206H98ZM169 205V206H170ZM213 205V206H212ZM216 205H218V206H216ZM221 205H223V206H221ZM225 205H226V207H225ZM243 205V206H242ZM254 205V206H253ZM264 205V204H263ZM192 206V209H195V210H191V211H196V212H193V213H197L198 212V210H197V208H199L200 207V205H199V207H193ZM221 207V208H216V207ZM229 206V207H228ZM234 208H237V210L236 211H238V210H240L239 208H240V206H242V207H244L243 209H245L246 207L245 206H247V208L245 209V210H243L242 209V207H241V210L240 211H238L240 214H238V216L239 217H236L235 215H233V213H235L236 214V211H234L233 210V207ZM261 206V207H260ZM38 207V208H37ZM86 207V208H85ZM183 207V208H182ZM186 207H188V208H186ZM256 208V209H254V208ZM178 208V209H177ZM225 208H227L226 210H225ZM231 208H232V210H231ZM84 209V210H83ZM187 209H188V211H187ZM222 209H224V210H222ZM259 210V212H258V210H257V212L256 211H254V210ZM41 210V211H40ZM82 210V211H81ZM100 210H101V207H100ZM99 210V212L100 213H102V211H100ZM178 210V211H177ZM141 211H143V212H141ZM189 212V213H191L192 214V212ZM245 211V212H244ZM78 212H79V214H78ZM81 212H83V213H81ZM94 214H93V213ZM139 212V213H138ZM249 212V213H248ZM251 212H254V213H252V216H258V217H254V218H256V219H253V217L252 216H250V217H248L249 215H251ZM92 213V214H91ZM138 213V214H137ZM246 213H248V214H246ZM261 213V214H260ZM143 215V216H140V217H138L139 215ZM177 214V215H176ZM199 214V215H198ZM217 214V213H216ZM253 214H255V215H253ZM262 214H263V217H262ZM80 215H81V218H80ZM138 215V216H137ZM165 215V216H166ZM196 215H197V217H196ZM215 215V214H214ZM248 215V216H247ZM261 215V216H260ZM84 216V215H83ZM128 216V217H127ZM199 216H203V215H200V213H197V214H194L193 216H191V217H189L188 218V220L190 219V220H194V219H197V218H199ZM75 217V218H74ZM126 217V218H125ZM152 217V218H151ZM164 217V216H163ZM208 217L210 218V217H213V215H208ZM216 217V216H215ZM236 217V218H235ZM263 219H262V218ZM78 218H80L78 221H77V219ZM125 218V219H124ZM129 218V220H127ZM142 218V219H141ZM168 218V217H167ZM192 218V219H191ZM74 219V220H73ZM213 219L214 218H211L210 220L211 221H213ZM252 219V220H251ZM261 219V220H260ZM126 220V221H125ZM138 220H139V226H137L138 225ZM152 220V222H154ZM77 221V222H76ZM179 222H182V221H180V220H178ZM233 222V224H232V222ZM235 221V222H234ZM261 221V222H260ZM129 223V225H131V226H128V223ZM142 224H141V223ZM177 222V221H176ZM241 222H242V224L243 223H245L244 225H241ZM260 222V223H259ZM127 223V224H126ZM134 223H136L135 225H134ZM217 225H216V224ZM221 223V224H220ZM224 223V225H222ZM259 223V224H258ZM263 223V224H262ZM123 224V225H122ZM143 224H144V232H143V230L141 231V232H143V233H145V230H146V233H145V235L143 234V233H141L139 230H137V229H141V225H142V227H143ZM155 225V226H153V225ZM215 224V226H217V228L216 227H213V225ZM46 225V226H45ZM57 225V226H56ZM71 225V226H70ZM125 225H126V227H125ZM134 226V228H133V226ZM151 225V226H150ZM208 226V227H206V226ZM220 225V227H218ZM54 226V227H53ZM62 226V227H61ZM73 227V228H69V230H68V227ZM127 226H128V230H127ZM135 226H137V228H135ZM201 226L204 228L205 227V229H206V231H204L205 229H201ZM209 226H212L211 228H212V230H211V232H210V227ZM240 226V227H239ZM50 227H51V229H50ZM53 227V228H52ZM65 227H67V229L65 228ZM119 228V229H117V228ZM130 227V228H129ZM147 227V228H146ZM151 227H153L152 229H151ZM243 228V230H242V228ZM117 229V231H119V233H121V234H119L118 232H115L116 231V229ZM125 228H126V230H125ZM196 228H200L199 230L201 231V232H199V230L198 229H196ZM207 228H210L209 230L207 229ZM231 228H234L233 230L231 229ZM43 229V230H42ZM59 229V230H58ZM65 231H64V230ZM75 229V228H74ZM74 229H73V232H74ZM120 229H122L121 230V232H120ZM132 229H135V231L133 232V230ZM148 229H151L150 230V232H149V230ZM215 229H216V231H215ZM239 229L240 230H242V231H240V233H239ZM61 230V231H60ZM63 230V231H62ZM130 230V231H129ZM138 232H137V231ZM198 230V231H197ZM245 230H247V231H245ZM257 230V231H256ZM55 231V232H54ZM58 231V232H57ZM70 233H69V232ZM126 231H128L127 232V234H126ZM132 231V232H131ZM155 231V232H154ZM215 231V232H214ZM259 231V232H258ZM261 231V232H260ZM72 232V233H73ZM129 232H131V234H129ZM135 232H137V233H141V235L142 236H138L139 237V239H140V237H141V241H143V242H141L140 241V243H138V241L139 240H136V239H138L136 236H135V238H134V236L133 235H135V234H137V233H135ZM147 232H149L150 233V235H149V233H147ZM156 233V234H159V235H161V236H157L156 234H154V233ZM206 232V233H205ZM210 232V233H209ZM218 232V233H217ZM49 233V235H48V237H47V234ZM52 233V234H51ZM57 233H58V237H55V236H57ZM60 233V234H59ZM68 235H67V234ZM106 233H108V234H106ZM117 233H118V235H117ZM125 235H124V234ZM133 233H135V234H133ZM252 233V234H251ZM259 233H260V235H261V237H258V236H260L259 235ZM263 235H262V234ZM55 234V235H54ZM154 235V236H156V237H153V236H151V235ZM168 234V235H167ZM173 234V233H172ZM184 234V235H183ZM197 234H199V235H197ZM237 234V235H236ZM241 234V235H242ZM257 234V235H256ZM61 235V236H60ZM66 237H65V236ZM126 235H128V236H126ZM131 235V236H130ZM139 235V234H138ZM166 235V237H167V239H172L171 238V236L174 238V236L173 235H171V233L169 234V233H166L165 234ZM169 235H170V237H169ZM219 235V234H218ZM47 238H46V237ZM51 236V237H50ZM108 236V238H106ZM118 236V239H119V241H115L114 239H116V237ZM119 236H123V239L122 240H120L121 238L119 237ZM148 236V237H147ZM164 237V238H162L161 239V237ZM205 236V237H204ZM207 236V237H206ZM214 236V237H213ZM220 236H222V235H220ZM263 236V237H262ZM36 237V238H35ZM38 237H39V239H38ZM111 237H114V239H110ZM125 237V238H124ZM129 237H131V238H129ZM176 238L178 237L177 235L175 236ZM189 237V238H188ZM201 237V238H200ZM219 237V238H218ZM42 238V239H41ZM56 238V239H55ZM129 238V240H131V241H129V240H126V239H128ZM179 238V237H178ZM259 238V239H258ZM262 238V239H261ZM95 239V240H96ZM110 239V240H109ZM160 239V240H159ZM166 239V240H167ZM191 239V240H190ZM202 239V240H201ZM60 240V242L59 243H54L55 241H59ZM77 240V239H76ZM91 240V241H90ZM109 240V241H108ZM154 240V241H155ZM165 240V241H166ZM25 241V242H24ZM32 241V242H31ZM120 241H122V242H120ZM124 241V242H123ZM126 241V242H125ZM148 241V242H147ZM154 241H152V242H154ZM161 241V244L163 243H165V242H162ZM168 241V240H167ZM215 241V242H214ZM29 242H30V244H29ZM38 242H36V243H38ZM195 242V243H194ZM48 243H50V244H48ZM53 243L55 244V245H53ZM63 243V244H62ZM95 245H93V244ZM99 243V244H98ZM132 243H135V244H132ZM142 243V244H141ZM150 243V242H149ZM28 244V245H27ZM51 244L53 245V246H51ZM85 244V245H84ZM118 244V245H117ZM129 244V245H128ZM140 244V245H139ZM150 244H152V243H150ZM166 244V243H165ZM57 245V246H56ZM97 245V246H96ZM100 245V246H99ZM105 245V246H104ZM209 245V246H208ZM215 245V246H214ZM261 245H257V246H255L253 249L256 251V253H254V251L253 250H249V253L251 254L252 252V254L253 255H255V257L254 256H252V255H250V257H249V254H248V256L247 255H245V257H244V255H242L241 253H239L240 255L239 256H234V257H237V262L235 261L236 259L234 258V261H233V259H232V261L230 260V258H228L227 260H228V262L226 263V264H229L230 262H229V260L231 261V263L232 264H234V263H236V264H244V262H241V261H243V259H240V258H245L244 259V261L245 262H247L248 263V259L247 258H249V261H251V262H253L255 259H252V258H256V256L258 255V253L260 252V250L263 248L264 249V246H261ZM7 248H6V247ZM47 246H49V247H47ZM60 246V247H59ZM92 246V247H91ZM126 246V247H125ZM136 246V247H135ZM141 246V247H140ZM149 246V247H148ZM216 246H217V248H216ZM261 246V247H260ZM51 247L53 248L52 250H54L53 252L52 251H50L49 250V248L51 249ZM54 247H56V248H54ZM64 247V246H63ZM63 247H61V249H63ZM89 247V248H88ZM133 249H131V248ZM146 247L147 248H149V249H146ZM196 247V246H195ZM58 248V249H57ZM83 248V249H82ZM137 248V249H136ZM139 248V249H138ZM144 248V249H143ZM223 248H224V250L225 251H223ZM57 249V250H56ZM94 249V250H93ZM146 249V250H145ZM222 249V250H221ZM46 250H44V251H46ZM74 250H76V251H74ZM83 250V251H82ZM111 250V251H110ZM126 250V251H125ZM136 252H135V251ZM137 250H139L138 252H137ZM149 250H150V252H149ZM152 250V251H151ZM218 250V249H217ZM62 251H64V253H62ZM80 253H78V252ZM81 251V252H80ZM87 251L88 252H91V253H87ZM141 251V252H140ZM228 251V252H227ZM251 251V252H250ZM259 251V252H258ZM50 252H52V253H50ZM73 252H74V254H73ZM76 252H77V255H76ZM112 252V254H113V256H112V254H110ZM124 252V253H123ZM67 255H66V254ZM120 255H119V254ZM143 253H145V254H143ZM151 253H152V255H153V257L151 256ZM8 254H7V256H8ZM61 254V255H60ZM70 254V255H69ZM81 254H83V255H85V254H87V255H89L90 256V259H89V257L88 256H86L85 258H84V256L83 255H81ZM91 254V255H90ZM93 254H95V255H93ZM100 256H98V255ZM257 254V255H256ZM66 255V256H65ZM111 255V256H110ZM117 255V256H116ZM145 255V256H144ZM65 256V257H64ZM71 256V257H70ZM83 256V257H82ZM120 256V257H119ZM152 257V258H149V260H151L150 262H148V257ZM155 256V257H154ZM156 256H158V257H156ZM252 256V257H251ZM58 259H57V258ZM66 257H68L69 259H72V260H74L75 262H73L72 260H70V261H72V262H69V259L68 258H66ZM74 257H75V259H74ZM76 257H78L79 259H77ZM81 257V258H80ZM91 257H93L92 259H91ZM95 257H96V259L98 260V259H102L103 260V262L101 261H97L96 259H95ZM106 257H107V259H106ZM112 257V258H111ZM117 257H118V259H120V260H117ZM166 257V256H165ZM0 258H2V257H0ZM59 258H62V259H59ZM65 258V259H64ZM110 258V259H109ZM138 258H140V259H138ZM146 260H145V259ZM156 258H158V260L156 259ZM67 259V260H66ZM83 260L82 262L81 261H79V260ZM84 259H85V261H86V259H87V261L85 262L84 261ZM104 259H106L105 261H104ZM109 259V260H108ZM122 259V260H121ZM132 259V260H131ZM142 259H144V262H141V261H143ZM155 259V260H154ZM164 259H166V258H164ZM198 259V258H197ZM196 259V260H197ZM241 260V261H239V260ZM250 259H252V260H250ZM56 260V261H55ZM66 260V261H65ZM78 262H77V261ZM93 260H96L95 262L93 261ZM136 260V261H135ZM138 260V261H137ZM160 260V261H159ZM195 261V263H196V260H194V258L193 259H189L188 261ZM201 260V258L198 260V264H201V262H203V264H204V259H202V261L201 262H199ZM55 261V262H54ZM68 261V262H67ZM94 263H93V262ZM108 261V262H107ZM127 261H128V263H127ZM132 261H134V263H132ZM163 261H165V262H163ZM187 261V260H186ZM183 262L182 264H186L187 262ZM263 261L264 260H262L261 262H262V264H264L263 263ZM47 262H49V263H47ZM61 262V263H60ZM64 262V263H63ZM130 262V263H129ZM139 262V263H138ZM148 262V263H147ZM153 262V263H152ZM241 262V263H240ZM173 263H175V262H173ZM191 263H193V264H195L194 262H191ZM205 263H206V261H205ZM260 263V262H259ZM258 263V264H259ZM187 264H190V262H188ZM197 264V263H196ZM261 264V263H260Z\"/></svg>",
	"mask_w": 264,
	"mask_h": 264
}]
</instances>
